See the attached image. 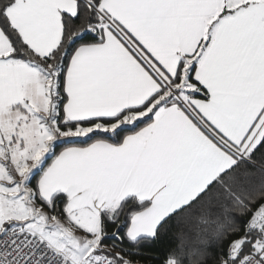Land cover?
<instances>
[{"label":"snow or ice","instance_id":"6c2138e0","mask_svg":"<svg viewBox=\"0 0 264 264\" xmlns=\"http://www.w3.org/2000/svg\"><path fill=\"white\" fill-rule=\"evenodd\" d=\"M0 264H264V0H0Z\"/></svg>","mask_w":264,"mask_h":264}]
</instances>
